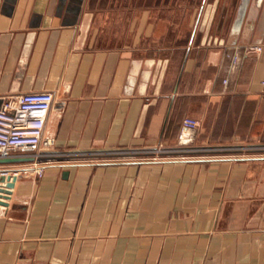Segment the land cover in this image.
Instances as JSON below:
<instances>
[{
    "label": "crops",
    "instance_id": "crops-1",
    "mask_svg": "<svg viewBox=\"0 0 264 264\" xmlns=\"http://www.w3.org/2000/svg\"><path fill=\"white\" fill-rule=\"evenodd\" d=\"M96 1L0 0V106L53 94L0 264H264V0Z\"/></svg>",
    "mask_w": 264,
    "mask_h": 264
},
{
    "label": "built area",
    "instance_id": "built-area-1",
    "mask_svg": "<svg viewBox=\"0 0 264 264\" xmlns=\"http://www.w3.org/2000/svg\"><path fill=\"white\" fill-rule=\"evenodd\" d=\"M260 48V45L248 47L254 50ZM52 101L53 94L47 89L24 91L3 101L0 106V157L27 156L35 161L47 155L52 138L43 136L42 130ZM197 125L195 118L185 116L180 136ZM30 170L40 175L42 166L35 163Z\"/></svg>",
    "mask_w": 264,
    "mask_h": 264
},
{
    "label": "rangeland",
    "instance_id": "rangeland-1",
    "mask_svg": "<svg viewBox=\"0 0 264 264\" xmlns=\"http://www.w3.org/2000/svg\"><path fill=\"white\" fill-rule=\"evenodd\" d=\"M110 2V0H97L94 4V6H96L97 7V9H99V11L101 10L102 11V18L99 20V22L97 23V24H99L100 26L101 25H104V23H105V20L107 21L108 19H110V13H105V11H104V9H105V7H106V5H107V3H109ZM126 3L127 2V0L126 1H123V3ZM122 3V1L121 0H113V1H111L110 2V4L111 5H113V10H116V8H118V9H120L118 6L117 7H114L115 5H120ZM142 3H144V4H151L152 3V1L151 0H144L143 2L142 1H138V0H129V5H130V8H131V6L133 7V8H136L137 7V5L139 4H142ZM110 11L112 10L111 8H108ZM109 11V12H110ZM107 15V18L105 19V16ZM99 26L98 25H94L93 26V31H96V30H99V28H98ZM118 31H120V26H119V23H118ZM109 32H111V31H109ZM111 33H109V35H110ZM114 39H116V36L114 37ZM117 39H120V37H118ZM121 40V39H120ZM119 41V40H118Z\"/></svg>",
    "mask_w": 264,
    "mask_h": 264
},
{
    "label": "water",
    "instance_id": "water-1",
    "mask_svg": "<svg viewBox=\"0 0 264 264\" xmlns=\"http://www.w3.org/2000/svg\"><path fill=\"white\" fill-rule=\"evenodd\" d=\"M19 160L17 158L12 157H0V163L10 162ZM16 178V174H8L5 175L2 172L0 173V196L5 195L2 193H7L9 191V187L13 186V182ZM5 201L0 198V204H4Z\"/></svg>",
    "mask_w": 264,
    "mask_h": 264
}]
</instances>
